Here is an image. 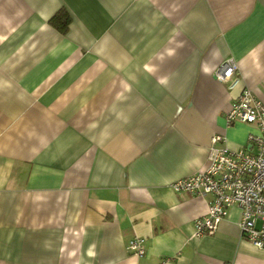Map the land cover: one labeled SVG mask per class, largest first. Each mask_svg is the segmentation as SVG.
<instances>
[{
  "label": "crops",
  "instance_id": "0c3cea01",
  "mask_svg": "<svg viewBox=\"0 0 264 264\" xmlns=\"http://www.w3.org/2000/svg\"><path fill=\"white\" fill-rule=\"evenodd\" d=\"M245 87L264 103V0H0V264H264L237 206L195 236L211 197L169 187L214 135L250 149Z\"/></svg>",
  "mask_w": 264,
  "mask_h": 264
},
{
  "label": "built area",
  "instance_id": "2783aa9c",
  "mask_svg": "<svg viewBox=\"0 0 264 264\" xmlns=\"http://www.w3.org/2000/svg\"><path fill=\"white\" fill-rule=\"evenodd\" d=\"M238 68L232 58L224 59L214 70V76L237 82ZM227 125L235 122L256 128L247 136L250 149H231L222 136L214 135L204 170L170 182L175 192L209 195L207 211L193 222L195 236L213 234L227 216L231 206L240 209V233L257 248L264 250V103L245 87L224 114ZM126 248L134 255L144 254V238L135 236Z\"/></svg>",
  "mask_w": 264,
  "mask_h": 264
},
{
  "label": "trees",
  "instance_id": "16d2710c",
  "mask_svg": "<svg viewBox=\"0 0 264 264\" xmlns=\"http://www.w3.org/2000/svg\"><path fill=\"white\" fill-rule=\"evenodd\" d=\"M70 18L68 11L65 8H60L49 18L48 23L60 33H63L67 30Z\"/></svg>",
  "mask_w": 264,
  "mask_h": 264
}]
</instances>
